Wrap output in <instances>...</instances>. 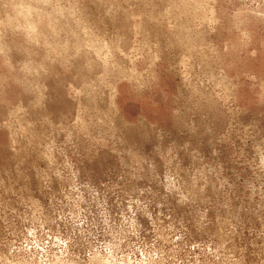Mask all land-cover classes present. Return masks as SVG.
I'll return each mask as SVG.
<instances>
[{"label": "rangeland", "instance_id": "obj_1", "mask_svg": "<svg viewBox=\"0 0 264 264\" xmlns=\"http://www.w3.org/2000/svg\"><path fill=\"white\" fill-rule=\"evenodd\" d=\"M0 264H264V0H0Z\"/></svg>", "mask_w": 264, "mask_h": 264}]
</instances>
